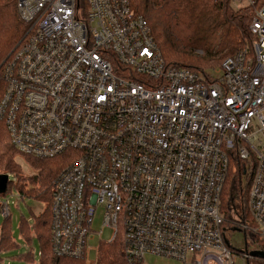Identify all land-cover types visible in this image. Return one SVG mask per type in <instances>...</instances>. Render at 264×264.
Returning a JSON list of instances; mask_svg holds the SVG:
<instances>
[{
	"label": "built area",
	"instance_id": "obj_1",
	"mask_svg": "<svg viewBox=\"0 0 264 264\" xmlns=\"http://www.w3.org/2000/svg\"><path fill=\"white\" fill-rule=\"evenodd\" d=\"M231 2L255 6L252 40L196 73L167 66L131 0H15L27 31L0 67V119L18 155L62 159L48 203L55 257L87 264L98 212L113 230L100 245L118 242L127 264H247L221 213L235 161L251 179L238 231L264 252L250 236L264 242V3Z\"/></svg>",
	"mask_w": 264,
	"mask_h": 264
},
{
	"label": "trees",
	"instance_id": "obj_2",
	"mask_svg": "<svg viewBox=\"0 0 264 264\" xmlns=\"http://www.w3.org/2000/svg\"><path fill=\"white\" fill-rule=\"evenodd\" d=\"M256 3L262 4L264 0H256ZM131 5L148 23L167 66L171 68L206 72L252 40L249 24L255 6L235 10L231 0H131ZM26 31L27 25L18 17L15 0H0V65ZM4 88L0 77V100ZM17 156L10 144L5 122L0 119V174L17 178L16 184L8 181L6 192L15 186L22 197L27 195L49 202L50 188L62 169L59 158L36 160L22 156L34 171L32 176L24 177L22 167L15 159ZM243 168L238 161L232 164L221 194V213L226 225L233 224L235 230L242 224L251 223L246 207L251 179L250 175L243 176ZM9 219L10 215L5 217L0 229V253L17 246L11 235ZM32 222L31 225L25 222L20 229L22 238L30 241L34 236L40 243L36 264H82L81 260L57 258L52 254L47 206L39 216L33 217ZM243 231L246 237L248 233ZM250 236L252 242L264 249L263 241ZM99 249L97 264H127L118 242L101 244ZM20 258L25 264H35L31 252ZM0 264H5L2 258Z\"/></svg>",
	"mask_w": 264,
	"mask_h": 264
},
{
	"label": "rangeland",
	"instance_id": "obj_3",
	"mask_svg": "<svg viewBox=\"0 0 264 264\" xmlns=\"http://www.w3.org/2000/svg\"><path fill=\"white\" fill-rule=\"evenodd\" d=\"M232 7L235 10H239L242 8V7H236L235 5H232ZM10 52L11 51H9V53ZM201 54L202 53H200V55ZM219 62L211 67L214 68L218 66ZM15 159L21 165L22 173L24 177L32 176L34 174V171L28 166L27 163H25V160L23 159L22 156L18 155L17 158ZM59 160L62 165L61 168H63L62 159L59 158ZM8 181L11 182V184H16L17 178H15L13 175L10 174L8 175ZM27 188L29 187L27 186ZM9 190L10 191H7L5 194H0V204L1 203L4 204L6 202L8 204L9 207L8 214L10 215L9 228L11 230L12 238L17 246L9 251L1 252L0 258H2L5 264H25V262L20 257L26 254L27 252H31L33 254L36 264L38 260V253L40 252V243L38 239L34 236H32V239L30 241H27L24 238H22L20 227L25 222L31 225L33 223L32 222L33 217L39 216L44 211L46 206L48 207L49 202L46 203L43 201H39L27 195L22 197L15 186H13ZM4 222H5V217L0 212V229ZM227 228L230 229L226 232L227 240L229 242L231 249L234 252L239 254L240 252L244 251L245 247H247L248 251L257 248V246L253 243H249L246 245V239L242 230L241 231L232 230L228 225H225V229ZM92 229L96 233L100 232V235L96 234L95 238L92 239V241H88L87 243L86 251L84 255V259L87 264H94L97 261V252L100 243L102 241L111 240L113 236V230L111 228L103 227L102 219L98 212L95 216ZM144 263L145 264H183L181 261L178 260L153 256V255L144 256ZM236 264H243V262L240 259H238ZM247 264H264V261L257 259L248 260Z\"/></svg>",
	"mask_w": 264,
	"mask_h": 264
},
{
	"label": "water",
	"instance_id": "obj_4",
	"mask_svg": "<svg viewBox=\"0 0 264 264\" xmlns=\"http://www.w3.org/2000/svg\"><path fill=\"white\" fill-rule=\"evenodd\" d=\"M8 184V175L0 174V194L6 193V188ZM249 255L251 258L264 261V252L263 251H250Z\"/></svg>",
	"mask_w": 264,
	"mask_h": 264
}]
</instances>
